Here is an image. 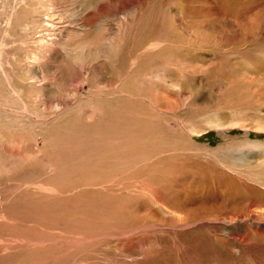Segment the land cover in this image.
Instances as JSON below:
<instances>
[{
	"label": "rangeland",
	"instance_id": "374dc122",
	"mask_svg": "<svg viewBox=\"0 0 264 264\" xmlns=\"http://www.w3.org/2000/svg\"><path fill=\"white\" fill-rule=\"evenodd\" d=\"M0 264H264V0H0Z\"/></svg>",
	"mask_w": 264,
	"mask_h": 264
}]
</instances>
